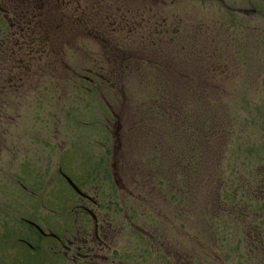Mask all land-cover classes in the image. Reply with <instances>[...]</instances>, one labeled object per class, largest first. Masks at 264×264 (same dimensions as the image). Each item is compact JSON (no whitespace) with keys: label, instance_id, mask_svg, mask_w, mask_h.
I'll list each match as a JSON object with an SVG mask.
<instances>
[{"label":"rangeland","instance_id":"374dc122","mask_svg":"<svg viewBox=\"0 0 264 264\" xmlns=\"http://www.w3.org/2000/svg\"><path fill=\"white\" fill-rule=\"evenodd\" d=\"M119 1L127 13L123 16H130L128 28H123V33L114 39L88 37L86 45L90 56L116 46L121 50L128 48L129 51L119 50L121 58L135 61L129 71L127 67L123 68L126 85L119 94L122 98L119 101L113 96L109 98L115 99L114 111L127 117L121 120L96 119L92 112H108L106 105L101 104L102 98L96 97L99 103L88 100L83 106L79 92H76L80 82L72 81L69 88L65 71L69 62L57 55L54 65L55 99L47 102L48 106L53 107L54 115L48 114L45 104V113L37 121L24 117L17 121L18 113L21 114V110L25 112L26 106L16 102V99L15 104L6 106L10 118V125L7 124L6 129L12 128V134L16 136L15 129L26 124L32 131L27 135L25 145L20 144V147L18 140H14L16 151L8 150L7 157L2 159L6 163H0L3 170L0 175H12L25 183H29L33 176H41L38 192L47 196L46 192L54 189L45 184L51 182L53 175H57L61 162L69 159L79 161L71 170L73 175H80V171H86L90 163L107 161L112 177L115 174L119 181L121 177L123 186H133L127 172L123 171L126 168L121 169L118 162L116 168L112 167L111 153L119 134L121 142L130 147L129 151L122 149L121 154L116 155L118 161L129 160L133 166L131 168H134L133 175L147 182L146 188H140L145 197L146 191H151V207L157 211L156 216L164 217L161 221L166 224V242L171 252L179 256L180 253L191 256L199 252L197 256L200 258L215 256L207 264H227L223 257L217 255L211 234L210 222L214 211L204 209L213 204L219 205L212 198H216L218 188H223L225 177L230 175V171L225 170L228 146H232L230 162L234 170L235 166H239L236 148L241 141L264 142V119L261 127H256L259 129L256 132L254 126L250 125L252 119L248 118L255 113L253 108L256 104L264 98V0H252L251 5L246 0H228L225 3L243 12L250 8L258 10L250 16L243 12L226 11L223 3L212 4V0L209 3H203L204 0H167L173 2L171 28L179 27L181 30L173 43L170 40L172 34L167 38H155V34L149 35L146 31V24L136 22L146 5L149 7L153 0ZM132 2L135 7L131 6ZM130 8L134 11L132 14H128ZM181 20L183 23H179ZM246 25L253 34L245 33ZM151 35L154 39H147ZM71 42L74 46L76 41ZM77 42L74 47L80 56L76 54L71 60L75 68H80L81 41ZM227 44L232 48H240L241 45L247 51L229 55ZM55 48L58 50V43ZM252 49L256 53L263 51L262 55L257 58L255 51H249ZM108 65L106 68L110 67V63ZM225 65L228 66L227 72H224ZM212 67L217 71L212 72ZM107 86L104 94L107 96L110 92L113 95ZM68 92L71 93L70 98L66 97ZM66 144L72 145L71 149L75 150H67ZM84 159L87 161L84 162ZM17 160L25 161L28 166L24 170L19 169ZM103 168L98 167V170ZM101 176L99 183L102 185L106 175ZM112 177L107 178L109 183L105 182L110 185L109 194L117 190ZM239 177L233 176L228 181L229 185L233 187ZM4 182L6 186H0V189L4 188L0 195V206L10 207L7 210L24 214L27 219H42L40 212L35 211L37 207L33 208L36 205L29 204L31 199L28 193L12 197L7 193L11 192L10 184ZM29 185L31 189L32 183ZM34 187L38 188L37 185ZM96 195L102 199L103 194L96 193L93 197ZM118 195L126 199L124 191H116L115 198ZM10 219L9 215H2L1 212L0 222ZM216 257H219V262ZM138 259L135 255L137 264L145 263Z\"/></svg>","mask_w":264,"mask_h":264},{"label":"flooded vegetation","instance_id":"af4514ba","mask_svg":"<svg viewBox=\"0 0 264 264\" xmlns=\"http://www.w3.org/2000/svg\"><path fill=\"white\" fill-rule=\"evenodd\" d=\"M257 1L262 2V0ZM209 2L210 0L203 1V3ZM217 2L223 3L226 11L231 13L243 12L232 9L233 6L230 4L226 5L228 0H212V4ZM246 2L251 5L252 0ZM119 4V0H0L1 164L6 163L2 159L7 157L8 150L16 151L14 140H18L19 145H25L26 137L32 131V128H28L26 124L25 127L15 129L16 136L12 134V128L6 129L5 126L10 125L6 106L15 104L14 99H16V102L27 108L25 112L21 110V114L18 113L17 121L23 117L37 121L45 113L43 110L45 104L55 99L56 67L54 65L57 55L63 56L69 62L65 68L69 88L72 81L80 82L79 90L76 92H79L83 106L88 100L99 103L96 97L102 98L101 104L106 105L108 112H92L96 119L121 120L127 117L126 114L114 111L115 99L109 98L113 96L118 99L117 101L122 98L119 94L126 85L123 68L127 67L129 71L135 62L121 58V52L129 51L128 48L121 50L116 46L112 49H104V53L95 52L90 56L86 45L88 37L114 39L123 33V28H128L130 16L128 18L123 16L127 13L123 9V3ZM132 4L133 2L131 6ZM149 4V7L146 5L143 9L141 17L136 22L146 24V31L149 35L155 34V38H167L172 34L173 38L170 40L172 43L175 42L173 40L179 36L181 30L179 27L171 28L173 17L170 15L173 2L153 0ZM65 9L68 13L62 12ZM257 11L250 8L243 13L250 16ZM132 12L134 11L130 8L128 14ZM179 23H183V20ZM248 32L252 33L246 25L245 33ZM152 35L147 39H154ZM72 40L76 41L74 46L78 40L81 41L80 68L72 65L74 61L71 57L79 55ZM56 43L59 46L58 50L55 48ZM242 50L246 49L241 45L240 48H232L227 44L229 55ZM249 51H255L256 55H254L257 58L263 52L256 53L257 51L253 49ZM89 58L91 59L87 63ZM109 63L110 67L106 68ZM214 67L212 72L217 71ZM225 71H228L227 65ZM107 85L113 95L110 92L107 96L104 94L103 90ZM74 89L76 90L77 86ZM69 94L71 93L68 92L66 97L70 98ZM33 106H35L34 110ZM46 109L48 114L54 115L53 107L47 104ZM120 138L117 134L111 153L112 167L116 168L118 162L121 164L120 168H126L123 171L127 172V177L133 184L130 187L122 185L120 175V181L116 179L115 174L112 177L107 161L90 163L86 171L85 169L80 171V175H73L71 170L79 161L69 159L61 162L57 175H53L51 182L45 184L54 189L47 191V196L38 192L41 176H33L29 179V183H25L21 178L12 175H9L11 177L0 175L1 187L6 186L4 180L10 184L11 192H7L8 195L14 197L28 193L31 199L29 204L36 205L33 208L37 207L35 211L38 210L42 217V219L36 217L27 219L24 214L7 210L10 207L0 206V214L2 212V215H9L12 218L8 222L4 220L0 222V264H137L135 255L139 257V262L145 261L144 264H199L207 263L215 257L200 258L197 256L199 252L191 256H184L182 253L179 256L171 252L166 242L168 241L166 224L161 221L164 217L156 216L157 211L151 207V191L149 193L146 191L145 197L140 188L141 186L146 188L147 182L140 176L133 175L134 168H131L133 166L129 160L118 161L116 155L121 154L122 149L128 150L130 147L122 143ZM66 146L67 150H75L71 149L72 145L66 144ZM67 156L68 154L65 157ZM86 161L84 159V162ZM16 163L21 170L28 166L23 160H17ZM98 167L104 168L100 171ZM2 171L0 169V174ZM102 174L106 175L105 182L110 176L114 178V184L117 185L114 193H107L111 191L109 184L105 182L100 184ZM130 174L132 175L129 177ZM30 183H32L31 189H29ZM35 185L38 188H35ZM103 188L105 190L101 191ZM3 189H0V195ZM119 190L124 191L126 199L119 195L115 198V193ZM96 193L103 194L102 199L98 195L93 197Z\"/></svg>","mask_w":264,"mask_h":264},{"label":"trees","instance_id":"16d2710c","mask_svg":"<svg viewBox=\"0 0 264 264\" xmlns=\"http://www.w3.org/2000/svg\"><path fill=\"white\" fill-rule=\"evenodd\" d=\"M253 109L255 113L248 118L252 119L250 125L258 132L256 127H261L264 119V99ZM253 142L241 141L238 145L236 160L239 166L234 170L230 162L232 146H228L225 170L230 171V175L225 177L223 188L217 191L215 185L218 193L212 198L219 205L204 209L214 211L211 234L217 255L227 264H264V142ZM238 175L241 178L231 187L228 181Z\"/></svg>","mask_w":264,"mask_h":264}]
</instances>
